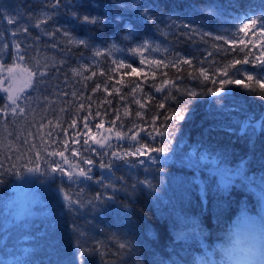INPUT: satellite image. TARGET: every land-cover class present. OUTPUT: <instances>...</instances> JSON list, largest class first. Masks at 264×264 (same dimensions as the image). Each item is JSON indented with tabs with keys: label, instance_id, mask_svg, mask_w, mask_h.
<instances>
[{
	"label": "trees",
	"instance_id": "trees-1",
	"mask_svg": "<svg viewBox=\"0 0 264 264\" xmlns=\"http://www.w3.org/2000/svg\"><path fill=\"white\" fill-rule=\"evenodd\" d=\"M54 2L0 0V262L80 264L85 252L83 264H220L226 236L264 246V125L240 123L264 118V90L244 75L259 77L255 63L229 69L242 84L209 92L228 78L219 69L256 55L248 42L216 40L220 25L264 16V0ZM180 58L192 64L172 67ZM141 144L144 154L125 155Z\"/></svg>",
	"mask_w": 264,
	"mask_h": 264
},
{
	"label": "snow or ice",
	"instance_id": "snow-or-ice-1",
	"mask_svg": "<svg viewBox=\"0 0 264 264\" xmlns=\"http://www.w3.org/2000/svg\"><path fill=\"white\" fill-rule=\"evenodd\" d=\"M59 6H60V0H55V2L51 5V7H53V8H59ZM209 7H211V6H209ZM51 18H52L51 15H48L47 18H46V20H41V21H39L35 26H36L37 28H39L40 25H41L42 23H46V22H47V19H51ZM145 19H152V17L146 15V16H145ZM83 21H84L85 23H93V24L98 22V20H97L96 18H90L89 16H84V17H83ZM258 21H259V23H257ZM15 22H16V21L14 20V18H12V17H7V23H8L9 25L14 24ZM250 24H251V25H254V26H257V27H259L260 29H264V16L257 17L256 19H252L251 17H249V18H248V22L243 23L242 26H241V29H240V30H241V31H244L245 29H248ZM185 27H187V25H185ZM22 31L27 32V31H28V28L25 27V28L22 29ZM56 31L59 32L60 29H57ZM46 34H47V35H55V33H46ZM11 35H12L13 37H15V36L17 35V32H16V31H13V32L11 33ZM63 35H64L65 37H69V39H68V43H70V44H77V45H83V46H86V44H87V42H86L85 40H83V39H80V40H74V39H71V38H70V33L67 32V31H64ZM206 35H210V33H206ZM37 39H38V38H37ZM215 39H216V40H223V39H225V38H224L223 36H216ZM225 42L228 43L229 41L226 40ZM235 42H236V41H234V40L231 41V43H235ZM240 43H243V41L241 40ZM4 47L7 48L8 45L5 44ZM14 47H15V49H17V51H18L20 46H19L18 43H14ZM147 47H148V44L145 43V44L141 45L140 48H138V49H133L132 51H133V52H139V51H141V49H144V48H147ZM241 50H242V49H241ZM100 54H101V53H100L99 51L96 52V55H100ZM209 55H211V53H209ZM19 59H20V60H23V59H24V56H23V55L19 56ZM256 61H258L259 64H260V66H261L262 68H264V60H260L259 57H256ZM141 63H143V61H141ZM155 63L159 65V64L161 63V61H155ZM179 63H186V64L191 65V64H192V61L189 60V59H187V58H180V59H178L175 63L172 64V67H175L176 64H179ZM241 63H243V64H249V63H254V61H250V60L248 59V54H245V56H244V58H243L242 60H239V59H234V60H232L229 64H227V65H225L223 68L219 69V71H220V73H221L222 76H224V77H228L227 79H221V80H219V84H220L222 87H221L220 89H217L216 91H213L212 89H209V92H211V94L215 96V95L218 94V92H220V91H224L223 86L226 85V84H230V83H234V84H242L243 81H242L241 79H232L231 77H229V69L234 68L237 64H241ZM121 66H122V67H128V68H131V67H132L130 64H128V65H124L123 62H121ZM132 70H133V71H136V69H132ZM72 71H73V73H75L76 75H81V72H80L79 69H72ZM198 71H199L200 75L204 77L205 80H208V79H209L208 73L206 72L205 69L200 68V69H198ZM31 75H36V73H32ZM39 75H40V76H44V75H46V73H44V72H40ZM93 75H94V73H93ZM189 75H191V73H189ZM244 75L247 77V80H248V81H254V83H255L256 85H258L260 89L264 90V75H261V76H259L258 78L255 77V76L252 75V74H249V73H245ZM90 78H91V77H85V79H90ZM163 83H164V84H168L169 81H168V80H164ZM213 83H216V81H213ZM137 86H138V85H137ZM243 86H244L246 89L250 90V91H255V88H252L249 84H244ZM99 87H100V85L97 84V85H96V88L93 89V92H95ZM5 91H7V90H5ZM105 91H107V89H105ZM117 91H118V90H117ZM133 91H134V89H133ZM156 91H157V92L163 91V88H161V87H156ZM65 94H66V93H65ZM186 94H187L188 96H191V97H196V96L198 95V93H197L196 91H194V90H188V91L186 92ZM72 95L75 96L76 93L73 92ZM167 98H168V97H165V99H167ZM16 99H17V98L13 97L12 95H9V96H8V100H9L13 105L16 104ZM89 99H91V97H89ZM135 102L138 103V104H140V101H138V100L135 101ZM79 107H80L81 109H83V108H84V105L81 104ZM140 107L143 108L144 105H143V104H140ZM159 107L163 108V107H164V104L161 103V104L159 105ZM5 108H7V105H5ZM13 111H15V108L13 109ZM21 111H22V109H21ZM89 114H91V113H89ZM96 115H100V113H97ZM174 115H175L176 120H183V119L185 118L183 114H174ZM136 116H141V112L137 111V112H136ZM171 118H172V117H166V119H171ZM82 119H83V121H84L83 127H84L85 129H88V128H89V125H88V123H87L88 117L85 116V117H83ZM116 119H119V116H118V115H117ZM155 119H156V117H153V120H155ZM251 120H252V117L249 116L247 119H245V120H243V121L240 122V123H241V126H242V127H241V130H242V131H246L249 127L259 128V127H261L262 125H264V118H262V120H261V122H260L259 124H251ZM112 123H115V121H113ZM75 126H76V121L73 120V122H72V124L70 125V127H75ZM96 127L99 128L100 125L97 124ZM65 131H66V130H65ZM49 135H51V133H49ZM148 135L151 136V133H148ZM137 136H138V133H134V134L131 136V139L135 141V140H137ZM118 137L122 138V134H118ZM83 143H84V144H87V143H88V140L85 139V140L83 141ZM101 146H103V144H102ZM144 148H147V145H146V144H141L139 147L136 148V152H135V153H126L125 155H134V154H141V155H142V154H144V153L141 151V149H144ZM152 150H153V151H158V152H163V151H164L163 149H152ZM51 154H52V155H61V156H63V152H59V153L53 152V153H51ZM75 154H76V153H75V150H73V155H75ZM112 155H113V156H116L117 154H116L115 152H113ZM153 162H155V160H153ZM85 163H93V161L85 159ZM141 163H143V161H141ZM100 166H101L102 168H105V167H111L110 164H104V163H101ZM35 170H36V169H32V168L27 169L28 172H33V171H35ZM54 170H55V169H53V171H54ZM62 171H63V170H62ZM79 175H80V176H84L86 179H92V177H91V176H88V175H87V172H85L83 169L80 170ZM17 176H18L19 179H23V176L20 175L19 173H17ZM69 178L71 179V176H70ZM20 195H23V193L21 192ZM69 199H70V198H69L68 196H65V200H66V201L69 200ZM97 199H99V196H97ZM109 199H111V197H109ZM121 247H124V245H121ZM86 255H87V253H85V252H80V253H79L80 264H83L84 257H85ZM243 259L246 260V261H248V264H264V249H258V248L255 247V245H253L252 247L248 248V249L245 251V253H244V255H243Z\"/></svg>",
	"mask_w": 264,
	"mask_h": 264
},
{
	"label": "rangeland",
	"instance_id": "rangeland-1",
	"mask_svg": "<svg viewBox=\"0 0 264 264\" xmlns=\"http://www.w3.org/2000/svg\"><path fill=\"white\" fill-rule=\"evenodd\" d=\"M262 11H257L254 13H248L244 15H235L228 20H225V25L221 24L220 29L223 30V36L225 41L229 38H234L235 41L243 43H250L255 55L254 63L255 67L251 73L258 74L259 76L264 75V68H262L258 61H256V57H259L260 60H264V29H260L257 26L249 25L248 29L241 31V26L243 23L248 22V18L256 19L257 17H261ZM259 23V21L257 22ZM224 245L222 246V250L220 251L219 261L220 264H248V261L243 259V255L245 251L255 245L258 249L260 248L258 245L260 241H247L241 240L240 238H235L234 236H226L224 237ZM247 246V247H246ZM261 246V245H260ZM0 264H13V259L7 257Z\"/></svg>",
	"mask_w": 264,
	"mask_h": 264
},
{
	"label": "water",
	"instance_id": "water-1",
	"mask_svg": "<svg viewBox=\"0 0 264 264\" xmlns=\"http://www.w3.org/2000/svg\"><path fill=\"white\" fill-rule=\"evenodd\" d=\"M247 247V246H246Z\"/></svg>",
	"mask_w": 264,
	"mask_h": 264
}]
</instances>
